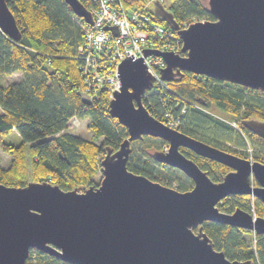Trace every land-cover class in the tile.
<instances>
[{"label":"water","instance_id":"95a60500","mask_svg":"<svg viewBox=\"0 0 264 264\" xmlns=\"http://www.w3.org/2000/svg\"><path fill=\"white\" fill-rule=\"evenodd\" d=\"M63 1L91 23L82 1ZM149 1L153 13L182 41V53L143 50L144 56L162 57V79L174 80L188 71L264 91V0H201L214 18L185 27L160 0ZM104 28L117 32L115 25ZM0 29L15 41L20 38L5 0H0ZM117 75L119 88L111 93L108 112L127 129V136L115 149L104 146L97 186L63 190L45 180L23 186L0 183V264H26L30 248L72 264H250L249 259H229L216 249L202 222L220 221L263 233V217L238 207L222 211L217 203L231 193L251 194L264 202V162L168 127L148 112L141 94L154 76L142 56H125ZM240 124L264 139V120L247 117ZM143 135L167 142V150L152 151L154 160L183 172L193 181L191 188L179 191L127 169L130 143ZM180 146L230 169L214 181Z\"/></svg>","mask_w":264,"mask_h":264},{"label":"trees","instance_id":"16d2710c","mask_svg":"<svg viewBox=\"0 0 264 264\" xmlns=\"http://www.w3.org/2000/svg\"><path fill=\"white\" fill-rule=\"evenodd\" d=\"M5 1L15 16L20 38L15 41L0 29V76L18 71L22 76L0 82V149L11 157L7 166L0 162V183L23 186L28 180H45L63 190L97 186L101 174L98 162L104 146L117 148L127 136V129L110 116L106 87L96 98L84 92L76 52L84 40L81 24L85 21L63 0ZM123 2L128 7L147 3L151 18L168 27L153 13L148 0ZM84 5L88 7L85 2ZM165 8L177 22L192 20L191 17L214 18L201 0H171ZM168 84L171 91L157 94L149 91L148 98L142 102L154 117L163 119L165 111L171 109L170 114L179 116L176 129L181 132L236 155H241L243 150L238 148H246L249 142L256 150L254 159L264 162V139L240 124L247 117L264 120V91L188 71ZM174 102L180 106L175 108ZM180 107H184L181 114ZM214 107L221 114L208 111ZM74 115L87 120L89 137L66 131ZM229 120L238 122L240 129L233 127ZM12 131L20 136V142L4 140ZM164 144L167 147L162 138L148 135L133 140L127 169L156 181L159 173L178 170L154 160L152 151L163 150ZM179 148L214 181L230 169L189 148ZM183 181L174 188L185 191L193 184L185 174ZM158 182L167 185L165 181ZM217 207L226 212L238 207L249 213L253 208L257 217L264 218V202L251 194L231 193L221 198ZM202 228L214 247L223 250L227 258L264 264V232L255 233L214 220L203 221ZM28 252L26 264H72L38 249L30 248Z\"/></svg>","mask_w":264,"mask_h":264},{"label":"built area","instance_id":"2783aa9c","mask_svg":"<svg viewBox=\"0 0 264 264\" xmlns=\"http://www.w3.org/2000/svg\"><path fill=\"white\" fill-rule=\"evenodd\" d=\"M79 1L86 3V8L92 15L91 23L81 24L84 40L76 52V57L80 60L79 68L85 93L88 92L92 98H96L98 92L106 87L108 97L111 96L112 91L119 88L118 62L127 55L134 58L142 56L148 71L154 76L151 86L141 94L142 102L148 98L149 91L154 94L171 91L168 81L160 77L159 69L165 64L162 57L154 54L144 56L143 50L155 48L179 52L182 41L170 27H165L151 18L146 9L147 3L128 7L123 0ZM192 20L179 22V26L185 27ZM113 25L117 32L104 28ZM173 105L175 108L180 106L179 102H174ZM183 110L184 107H180V114ZM170 112L171 109L166 110L163 119L177 127L179 116ZM70 121L74 123L78 120L74 115ZM228 122L240 129L238 122ZM162 149L167 150L166 145ZM245 149L250 150V147L247 145Z\"/></svg>","mask_w":264,"mask_h":264},{"label":"rangeland","instance_id":"374dc122","mask_svg":"<svg viewBox=\"0 0 264 264\" xmlns=\"http://www.w3.org/2000/svg\"><path fill=\"white\" fill-rule=\"evenodd\" d=\"M160 1L162 2L164 7L168 6L170 4V2H171V0H160ZM134 5L140 6V5H137V4H134ZM129 7H131V6H129ZM21 76L22 75H21L20 71L12 72V73H10L7 76H3V77L0 76V82L1 83H5V82H7L9 80H18V79L21 78ZM208 111L210 113H212V114H214V113L221 114L220 111H218L215 107L214 108H210ZM77 120L78 121L74 122V123L72 121H70V122L68 121V124L66 126V131L74 133V134L77 133L80 136H82L83 138L89 137L90 131L87 129V126H86L87 125V120H80V119H77ZM158 120H161L162 122H164L168 127L177 128L176 126H174V124H170V123L168 124L167 120H164L162 118H160ZM229 121H234V120H229ZM4 140L7 141V142L11 141L13 143H18V142H20L21 138H20V136L18 134H16L15 132L12 131V132H10L9 134H7L4 137ZM130 145H131V143H130ZM225 145H228L227 142H225ZM247 145L250 147V150H246L245 148L244 149L243 148H238V147L237 148L243 150V152H241L240 156H243V157L247 158L248 160L253 161V160H255L254 158H255L256 150H255L253 145L249 144V142H247ZM28 146H29V144H26L27 148H28ZM136 147H138V146H136ZM10 159H11V157L7 153L3 152L0 149V162H1V164L3 166L4 165L7 166L9 164ZM182 173H181V171H178V170H175V171H173V173H169V174L168 173H165V174L163 173V175L161 173H159L156 178H157L158 181H165V183H167L168 186L174 188V187L177 186V184L179 182H184ZM100 177H101V174H100ZM28 181H30V180H28ZM31 181H33V180H31ZM251 210H252V212H251L252 216L255 217L256 216V211L253 210V208H251Z\"/></svg>","mask_w":264,"mask_h":264},{"label":"bare ground","instance_id":"6f19581e","mask_svg":"<svg viewBox=\"0 0 264 264\" xmlns=\"http://www.w3.org/2000/svg\"><path fill=\"white\" fill-rule=\"evenodd\" d=\"M78 17V16H77ZM79 18V17H78ZM219 202V201H218Z\"/></svg>","mask_w":264,"mask_h":264},{"label":"clouds","instance_id":"9594fccd","mask_svg":"<svg viewBox=\"0 0 264 264\" xmlns=\"http://www.w3.org/2000/svg\"><path fill=\"white\" fill-rule=\"evenodd\" d=\"M84 4V3H83ZM167 148V147H166ZM163 163V162H162Z\"/></svg>","mask_w":264,"mask_h":264},{"label":"crops","instance_id":"0c3cea01","mask_svg":"<svg viewBox=\"0 0 264 264\" xmlns=\"http://www.w3.org/2000/svg\"><path fill=\"white\" fill-rule=\"evenodd\" d=\"M4 166H6V165H4Z\"/></svg>","mask_w":264,"mask_h":264}]
</instances>
